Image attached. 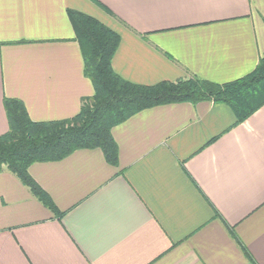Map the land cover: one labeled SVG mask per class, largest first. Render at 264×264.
Wrapping results in <instances>:
<instances>
[{
  "label": "crops",
  "instance_id": "1",
  "mask_svg": "<svg viewBox=\"0 0 264 264\" xmlns=\"http://www.w3.org/2000/svg\"><path fill=\"white\" fill-rule=\"evenodd\" d=\"M67 9L118 32L111 65L135 83H226L264 56V0H0V134L4 97L46 121L93 94ZM235 121L157 105L112 127L116 165L98 148L30 164L60 217L2 169L0 264H264V104Z\"/></svg>",
  "mask_w": 264,
  "mask_h": 264
},
{
  "label": "trees",
  "instance_id": "2",
  "mask_svg": "<svg viewBox=\"0 0 264 264\" xmlns=\"http://www.w3.org/2000/svg\"><path fill=\"white\" fill-rule=\"evenodd\" d=\"M67 15L93 94L82 98L75 115L46 121L32 120L20 99L4 97L8 129L0 134V171L5 168L16 175L58 217L63 212L28 173L30 164L57 161L77 149L98 148L109 164L116 165L118 147L112 127L153 106L212 100L230 106L239 123L264 104V56L250 73L226 83L198 76L135 83L122 78L111 65L120 41L118 32L84 12L67 9Z\"/></svg>",
  "mask_w": 264,
  "mask_h": 264
},
{
  "label": "rangeland",
  "instance_id": "3",
  "mask_svg": "<svg viewBox=\"0 0 264 264\" xmlns=\"http://www.w3.org/2000/svg\"><path fill=\"white\" fill-rule=\"evenodd\" d=\"M94 90V89H93Z\"/></svg>",
  "mask_w": 264,
  "mask_h": 264
}]
</instances>
